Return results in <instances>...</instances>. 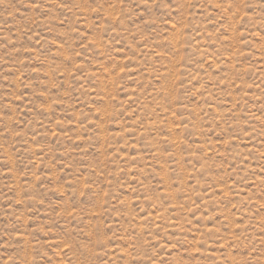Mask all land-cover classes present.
Segmentation results:
<instances>
[{"label":"rangeland","instance_id":"1","mask_svg":"<svg viewBox=\"0 0 264 264\" xmlns=\"http://www.w3.org/2000/svg\"><path fill=\"white\" fill-rule=\"evenodd\" d=\"M0 264H264V0H0Z\"/></svg>","mask_w":264,"mask_h":264}]
</instances>
